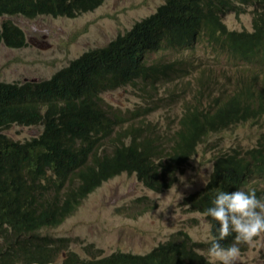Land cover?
I'll return each instance as SVG.
<instances>
[{
    "label": "trees",
    "instance_id": "1",
    "mask_svg": "<svg viewBox=\"0 0 264 264\" xmlns=\"http://www.w3.org/2000/svg\"><path fill=\"white\" fill-rule=\"evenodd\" d=\"M106 1L0 0V47L26 46L22 29L1 19L44 15L74 19ZM248 8H254L253 30H230L224 17L230 13L240 17ZM204 39L213 48L229 50L228 66L243 59L260 69L250 70L245 63L248 67L238 69L237 88L228 100L188 105L178 115V129L167 137L148 117L154 106L170 107L176 91L161 86L177 81L178 64L163 65L164 55L158 54L169 49L193 51ZM263 67L264 0H166L130 31L86 52L52 78L0 83V264H213L177 242L162 244L147 256L115 253L101 261H84L72 252L65 261H57L66 241L43 237L42 230L60 225L84 198L123 173H136L154 191L171 188L175 172L169 162L154 160L160 154L156 144L177 143L176 155L188 161L209 134L238 123L259 126L258 145L243 156L234 149L219 151L211 179L193 204L204 212L213 206L218 191L251 190L257 172L264 174ZM198 74L203 93L213 79H234L227 69L211 66ZM248 74L252 79L243 80ZM128 87L143 102L124 112L106 96ZM221 88L228 92L226 86ZM237 96H246L245 111ZM14 125L43 130L39 136L14 141L2 133Z\"/></svg>",
    "mask_w": 264,
    "mask_h": 264
},
{
    "label": "rangeland",
    "instance_id": "2",
    "mask_svg": "<svg viewBox=\"0 0 264 264\" xmlns=\"http://www.w3.org/2000/svg\"><path fill=\"white\" fill-rule=\"evenodd\" d=\"M165 0H107L97 10L77 18L41 16L28 19L8 17L27 37V46L0 48V83L49 79L87 51L107 46L119 35L125 34L136 23L152 15ZM252 9L240 17L229 14L224 22L231 30H253ZM195 56L199 65L218 70L228 68V56L221 48L199 43ZM188 53L169 52L167 58L187 56ZM183 76V74H181ZM196 74L188 79L195 80ZM223 77L216 78V81ZM187 83V79L184 80ZM193 99L191 88L180 86L171 100L173 110L168 120L165 109L154 108L150 120L166 126L174 124V112L181 111L184 99ZM124 111L132 109L141 99L131 89H122L107 96ZM41 126H13L5 130L9 137L24 141L38 136ZM258 128L247 125L223 130L212 135L201 146L197 156L180 175L179 181L164 193H154L140 182L136 175L123 174L106 182L87 196L79 209L61 226L43 231L54 238H70L69 247L81 255L92 247L95 256H109L116 252L144 255L159 244L170 240L173 234L185 231L198 242L212 239L211 224L202 213L189 212V195L199 191L213 171L214 158L219 149L231 144L249 145L257 139ZM135 200H141L138 204ZM206 256L207 252L205 253ZM214 264L213 261H210ZM236 264H264V234L242 252Z\"/></svg>",
    "mask_w": 264,
    "mask_h": 264
},
{
    "label": "clouds",
    "instance_id": "3",
    "mask_svg": "<svg viewBox=\"0 0 264 264\" xmlns=\"http://www.w3.org/2000/svg\"><path fill=\"white\" fill-rule=\"evenodd\" d=\"M165 2H166V0H165ZM249 9L250 8H248V10H247L248 12H249ZM253 9H252V16H253V20H254V14H253L254 10ZM230 14H235V13H230ZM245 15H247V14H245ZM44 16H46V15H44ZM15 17H18V16H15ZM39 17H41V16H39ZM39 17H37V18H39ZM6 18H8V17H6ZM6 18L5 19H1V22H3L4 20H8ZM56 18H59V17H56ZM131 29H129L128 31H130ZM25 36H26V34H25ZM199 43H203V44H206L207 47H211L210 44L207 42V39H204L203 41H201ZM199 43L196 45V49L193 50V51L183 50V49H169V50L161 51L158 54V55H164L163 65H169L170 66V65L178 64V72L175 73V75L178 74L177 81L172 83V84H170V85H168V86H161L162 89L164 90L165 88H173L176 91L178 87L184 85V86H186V88L187 87L191 88V91H192V93L194 95L193 99H189L188 97H186L184 99V101L182 102V105H181L182 106L181 107V111L179 113L176 112V111L174 112V119H172V120H175L174 124H168L166 126H163V125H159L158 122L153 121V122L158 124V127L160 128L159 132L163 133L164 135H167V137H171L172 133L178 129V126H179L178 115L179 114H183L184 110L186 109V107L188 105L192 106L194 104L195 105L202 104V105H205V106H209V103L213 102L214 98H221L222 101L228 100V98L232 95V93L235 92V90L237 88L234 81H235V77H237L238 69L243 67V66H247L248 65L245 60H244L245 61L244 62L243 59H239V61L237 62L236 65L228 66V68H227V71L229 72L230 77L234 78V79H232L231 81H229V80L228 81H226V80H224V81H222V80L216 81V79H213V80L210 81V83H209V85L207 87L208 91L203 93V89L200 86V84L198 83V76H199L198 71L199 70H203L204 67H210V66H201V65H199V59L195 56L196 50L200 47ZM2 45H4V44H1V46ZM26 46H27V37H26ZM211 48H213V47H211ZM215 48H220V47H215ZM13 49H16V48H13ZM221 50L227 56H229V54H230L229 50H227V49L223 50L222 48H221ZM171 51H174L177 54L188 53V55L187 56H180V57H177V58H174V59H171V58L169 59L166 56ZM261 62L262 61H260L259 64H261ZM245 63L247 65H245ZM248 66L247 67L250 70H258V69H260V66H256V67L255 66H251V65H248ZM263 70H264V67H263ZM181 74H183V76ZM195 74H196L195 80L194 79L193 80L192 79H188L189 76H193ZM252 77L253 76L251 74H248L243 80H251ZM185 79H187V83L184 82ZM34 80H38V79H34ZM34 80H25L23 82L34 81ZM39 80H43V79H39ZM2 83H7V82H2ZM222 86H226L227 87L226 88L228 90L227 93L224 94V93L221 92V89H222L221 87ZM128 88L131 89L130 87H128ZM125 89H127V88H125ZM120 90H122V89H120ZM131 90L134 91L133 89H131ZM117 91H119V90H117ZM107 96H106V99L108 100ZM137 96L140 98V96L138 94H137ZM239 97L241 98V101H242V104H243V106L241 108L245 111L246 107L248 106L247 98H246V96L245 97L237 96L236 100ZM108 102L111 103L109 100H108ZM141 102H143V101L141 100ZM141 102L138 103V104L140 105ZM165 102L169 103L167 101H165ZM111 104H113V103H111ZM113 105L115 107H118L115 104H113ZM136 106H134V107H136ZM118 108H120V107H118ZM154 108H159V106L158 105L154 106ZM154 108H153V112H154ZM160 109H165V111L163 112L164 118H166L167 120L169 118H171L169 116V112L171 110H173V106H171V103H170V107H168V104H163V107H160L156 112H158ZM122 110L124 111V109H122ZM126 111H128V110H126ZM126 111H124V112H126ZM152 115H153V113L148 117L149 120H150ZM150 121H152V120H150ZM247 125H253L256 128H258L257 139H256V141L253 144H249V145L231 144V145L225 146L222 149H219L217 151V153L219 151L222 152V151H227L229 149H234V150H237V151L243 153L242 154V156H243L244 153H246L247 150L255 148V146L258 145V141H259L258 140L259 139V129H260L259 126H256V125H254L252 123H247V124L238 123V124H234V125H232V126H230L228 128H225V130L232 129L234 127L240 128V127L247 126ZM14 126H20V125H14ZM22 127H26V126H22ZM31 127H35V126H31ZM42 130H43V127H42ZM223 130L220 133H222ZM4 131L5 130H3L2 133H4ZM220 133L216 132V133L209 134L206 137V141L204 143H202L200 145V147L204 146L207 143L208 138L210 136L216 135V134H220ZM4 134H6V133H4ZM130 139L131 138H128L129 141H130ZM14 141H16V140H14ZM127 142L128 141H126V144H127ZM156 145L159 146L160 154L154 160L157 163H159L160 161H163L164 163H167V162L170 163V166H171L170 170L175 172V177H176V180H175V182L173 184V186H174L179 181L180 175L185 172V169L187 168V166L189 164H191V162L197 156L198 153L196 155H194L192 159H189L187 161V158L179 156L178 154L176 155L177 152L175 151V148L178 146L177 143H175L173 141H172V143H167V141H166L165 143H159V144H156ZM200 147H199V149H200ZM164 148H165L166 151H164ZM199 149H198V152H199ZM216 155H218V154H216ZM172 157H175V159L171 160ZM179 160H182V164L181 165H179V163H178ZM183 163H185V164H183ZM215 164H216V160L214 158L213 170L215 168ZM260 167H262V165H260ZM262 169H264V167H262ZM213 172L214 171H212L211 174L209 175L207 184L203 188H201L199 191L190 194L189 195V199H186L188 201V203H189V206H190L189 212L202 213L205 217L208 218V221L211 224V234H212L211 241H209V242H198V241H195L193 239V237L189 235V233H187L185 231H182V232H180L178 234L177 233L173 234L172 237L170 238V240L167 241V242H177L178 245L186 244L190 250L191 249L195 250L198 255H201V256L205 257L206 261H213L214 264H236L238 258L240 257V254L242 252H246L248 250V248H250L251 243L254 240H257L261 234H264V174H261V173L257 172L256 176L253 177V182L251 184L252 189L249 190V191L244 189L243 187H240V188L236 189V191L232 192V193H228L226 191H218L215 199L212 202L213 206L207 208L204 212H202V211L198 210L194 206L193 203L199 198V193L203 189H205L207 187ZM123 174H126V173H123ZM127 174H130V173H127ZM130 175H136V173H133V174H130ZM119 176H121V175H119ZM110 180H112V179H110ZM109 181H107V182H109ZM146 188L149 189L148 187H146ZM171 188H169L167 190H170ZM149 190L153 191L154 193H159V194L160 193H164V192L167 191V190L154 191V190H151V189H149ZM96 191H94V192H96ZM256 191L259 192V195H257ZM83 200H82V202H83ZM139 201H141V200H135V203L138 204ZM82 202L77 206L76 210L70 216H72L79 209V207L81 206ZM70 216H68L57 227L61 226ZM57 227H53V228H57ZM47 229H51V228H46V229L42 230V236L43 237H46L45 235H43V231L47 230ZM49 237H51V236L49 235ZM51 238H53L54 241H58V240H65L66 241L64 243L63 248H62V252H60L58 257L56 258L57 261H65L67 256L70 255V253H72V252L77 254L80 257V259L84 260V261H101V260H103V259L115 254V253H113V254H111L109 256H105V257L98 256L97 257V256H95V253L92 251V247H86L87 252L83 253V255H81L80 253H78L77 251H75V250H73V249H71L69 247L70 242H71L70 238H54V237H51ZM160 245H162V244H159L157 247H159ZM154 250H152L150 253L144 254V255H134V254H130V253H124V254H130L131 256H147V255H150ZM206 252H207L208 257L205 254ZM116 253H123V252L119 251V252H116ZM166 261H168V260H166Z\"/></svg>",
    "mask_w": 264,
    "mask_h": 264
}]
</instances>
